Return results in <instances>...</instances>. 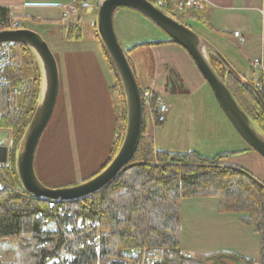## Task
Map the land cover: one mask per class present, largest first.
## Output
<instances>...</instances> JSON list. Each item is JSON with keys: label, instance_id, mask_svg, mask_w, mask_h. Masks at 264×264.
Segmentation results:
<instances>
[{"label": "trees", "instance_id": "obj_1", "mask_svg": "<svg viewBox=\"0 0 264 264\" xmlns=\"http://www.w3.org/2000/svg\"><path fill=\"white\" fill-rule=\"evenodd\" d=\"M149 1L169 15L173 14V0ZM201 7L203 3H199L198 9ZM88 10L87 5L79 6V12ZM121 10L134 11L148 19L125 7L116 10L114 19ZM9 12V7H0V30L10 24ZM79 17L72 19L65 30V37L69 40L83 38ZM198 17L204 20L202 9ZM165 36L164 40L135 42L123 48L129 58V53L140 46L174 42ZM101 46L116 77L110 91L115 109L116 137L109 162L123 139L126 103L120 80L102 42ZM16 57L15 50L13 62L5 69L4 75L13 88L21 91L18 105H11L9 88H0V130L9 132L11 143L7 164H0V240L8 238L9 241H5L10 243L8 249H17V264H54L62 250L70 264H125L123 260L134 259L132 250L138 252V258L145 252L155 264H255L259 256H247L229 249L210 252L200 258L182 253V200L211 196L219 198L220 213L235 214L241 224L257 234L259 252H264V182L249 170L228 162L233 155L254 151L249 145L212 155L198 150L175 152L157 148L147 131V101L153 108L156 123L162 124L158 122L155 93L149 100L143 98V130L132 160L107 186L78 200L52 201L26 192L17 174L16 153L38 104L41 68L38 60L20 64ZM210 60L217 62L218 68L212 63L216 72L228 83L240 106L264 135V109L257 96L211 53ZM30 65L34 74L32 79L28 74ZM243 77L264 99V74L257 76L253 72L249 78ZM40 216L49 218L53 225L44 226ZM81 222L96 223L99 229L90 233L77 231L76 225ZM96 234L100 242L98 252L89 244Z\"/></svg>", "mask_w": 264, "mask_h": 264}, {"label": "crops", "instance_id": "obj_2", "mask_svg": "<svg viewBox=\"0 0 264 264\" xmlns=\"http://www.w3.org/2000/svg\"><path fill=\"white\" fill-rule=\"evenodd\" d=\"M74 1L0 0V7L18 8L16 14L18 19L22 20L23 27L40 33L53 51L60 72L57 107L59 105L62 73L61 62L56 54L63 53L70 63L76 58H80L84 53L92 58L93 62L87 68L80 65L79 72L74 71L73 74L68 72L72 75V81L68 76L62 111L58 114L57 120V140H60L59 145L63 141L61 147H63L64 157L63 163H61L62 167H60L61 164L54 166H59L66 172L69 171L70 176L75 170L78 171L77 174L80 177H77L79 179L74 180V182L79 183L96 174L106 164L114 136L115 114L108 91V87L112 85L113 81L108 75H105L107 71L103 74V66L106 68V64L100 43L97 40L99 37L96 32L97 10L89 7L88 11H80L75 16H80L83 30L81 40L73 41L63 36L64 28L61 26L63 9ZM199 3H203V7L190 9L186 14L180 13L177 18L197 30L223 52L238 72L246 76L248 69L250 72L251 60L261 54V37L264 35V12L260 11L262 0H199ZM201 9L204 12V20L198 17V12ZM128 22L129 25L133 22L141 24V29L134 28V31L129 33ZM114 26L120 43L125 48L135 42H151L166 38L163 31L156 29L148 19L134 11H119L114 19ZM85 30L95 31V37H87ZM235 31H239L244 39L235 37L233 35ZM95 44L99 48H96ZM73 45H76L75 48L72 47ZM84 46L89 49L84 48ZM56 48L61 51H57ZM68 54L69 56H67ZM72 55L74 58H71ZM129 57L133 63L139 85L148 86L155 94H157L156 92L161 94L168 102L170 112L176 109L185 110L187 107L199 103H207L214 117L217 118V120L212 119V122L215 125L218 123L216 125L218 128L215 125H213L214 127L210 126L206 121L201 130L198 122H195V131L205 144V149L198 151L212 155L219 151H235L248 146L224 115L194 60L181 45L175 42L144 45L131 51ZM71 65H68V68ZM92 66L95 67L94 71ZM74 74L79 75L75 77ZM256 75L259 76L258 73ZM166 123L163 127L155 126L152 122L150 125L148 124V131L154 138L157 148L160 147L155 135L167 131L169 126ZM225 128L228 130V135H225L227 133ZM225 140L229 141L230 147L223 146ZM208 144L213 145L209 146ZM39 145L35 157L37 176L47 186H57L49 185L53 175L49 172L50 169L47 168V171L45 169L44 163L47 161L48 155L46 149H40ZM258 155L255 151H248L244 155H233L228 159V162L250 170L240 160L247 159L249 162H258V159H261L259 158L261 156ZM40 158L44 163L39 164ZM218 206V197L183 199L181 202V231L186 230V224L193 216L197 218L207 216L212 220L216 218L215 222L233 221L240 224L235 214L220 213ZM204 223L211 224L206 219ZM217 224L216 227H220ZM181 249L186 253L196 254L193 249L185 247L183 244ZM203 249H199V255L196 254L195 256L201 257L207 253L218 251V249ZM257 249L259 252V247L254 250ZM229 250L234 249L229 248ZM254 250L248 252L252 254L245 252L241 254L253 256Z\"/></svg>", "mask_w": 264, "mask_h": 264}, {"label": "water", "instance_id": "obj_3", "mask_svg": "<svg viewBox=\"0 0 264 264\" xmlns=\"http://www.w3.org/2000/svg\"><path fill=\"white\" fill-rule=\"evenodd\" d=\"M136 10L156 24L170 39L187 50L211 88L221 110L241 138L264 159V135L234 97L228 83L216 72L210 53L257 96L264 109V99L258 89L246 80L220 50L174 15L149 0H104L97 10V30L102 44L116 70L126 103V128L122 143L100 171L77 184L50 187L44 184L35 170V157L41 137L54 114L60 72L57 59L40 33L28 28L0 30V45L11 42L29 48L41 68V88L38 104L20 141L16 153L18 177L26 192L47 200H78L107 186L132 160L138 147L144 124V102L135 71L116 34L114 15L118 8ZM9 146L0 144V164L9 160Z\"/></svg>", "mask_w": 264, "mask_h": 264}, {"label": "rangeland", "instance_id": "obj_4", "mask_svg": "<svg viewBox=\"0 0 264 264\" xmlns=\"http://www.w3.org/2000/svg\"><path fill=\"white\" fill-rule=\"evenodd\" d=\"M261 8H262V5H261ZM261 8H260V11L262 12ZM71 17H72L71 19H74L75 14H73ZM96 18H97V13H96ZM17 20L20 24L19 28H24L22 20L20 21L18 19V17H17ZM96 21H97V19H96ZM61 23H62V21H61ZM61 26L64 28L63 29L64 30L63 36H65V30L68 26V23L67 24H61ZM127 26H128L127 29H128L129 33H132L134 31V28L135 29L136 28L141 29V24H135L134 22L130 23V25L128 22ZM152 28H153V26H152ZM193 30L195 32H197L198 34H200L197 30H195V29H193ZM96 32L98 34L97 25H96ZM96 32L95 31L92 32L91 30L90 31L85 30V35L87 37H90V36L95 37L94 33H96ZM98 38H97V40L100 43V47H101V50L103 53L101 42ZM75 46L76 45H73L72 47L75 48ZM95 47L99 48V46H97V44H95ZM84 48L89 49L86 46H84ZM90 49H92V48H90ZM15 50H16V56H17L15 58V60L18 63H20V64L28 63L29 64V63H33L34 61L36 62L37 59L34 56V53L30 49L25 50L22 48L21 45L16 44ZM57 51H61V50L57 49ZM221 53L223 54V52H221ZM56 56L59 58V61L61 62V73H62L61 74L60 97H59V101H58L59 105H58V107L56 106V109L54 111L52 119H51L48 127L46 128L45 132L43 133V136L40 140L41 143L39 145L40 149H46V153L48 155L47 158L49 160L46 158L47 161L44 163L43 160L40 158L39 164H41L43 162L44 166L46 165L45 166L46 171H47V168L51 170L49 172H51V174L53 176H52L51 181H49V185H57V186H50V187H64V186L73 185V183L77 184V182H74V180L79 179L77 177H80V175H78L77 174L78 171L75 170V172L70 176L69 171L66 172L63 169H60L59 166H54V165H59V164L63 163V157H64L63 147H61L63 145V141H62V144L59 145L60 140H57L58 114H60V111H62L63 99H64V96L66 94L65 91H66V87H67L68 76L70 77L69 79L72 81V75L71 74H73L74 71L79 72L80 65L85 66L87 68L88 65H90L93 61H92L91 56H86V54L84 53L78 59L75 57L76 59H75V61L71 62L72 63V65H71L70 61H68L65 58L63 53L59 54V55L56 54ZM67 56H69V54ZM73 56L74 55H72L71 58H74ZM103 56H104V60H105L104 62L106 64V68L103 66V74H104V72L106 73V71H107V74H105V75H108L109 78H111L113 81L112 85L108 87V91H109V95H110L111 88L116 83V77H115V74L113 73V71L111 69V65L108 62L107 58L105 57L104 53H103ZM129 60H131L130 57H129ZM130 62L132 63V61H130ZM212 63L214 65H216L217 62L215 61ZM68 65H71V67H70L71 69L68 68ZM30 66H31V70L28 74L30 76L29 79H32V74H33L32 73V65H30ZM132 67L134 69L133 63H132ZM216 67L218 68L217 65H216ZM92 69L94 71L95 67L92 66ZM90 70H91V68H90ZM69 71L71 72V74H68ZM253 72H255V74H257V73L259 74V68H253L251 66V63H250V72L248 69V74L246 76L244 74H242V75L249 78L250 76H252ZM78 75L79 74H74L75 77H77ZM140 88H141V90H150L152 93H154L151 90V88L148 86L142 85V86H140ZM156 93L159 97H161L166 102V100L164 99V97L161 94H159L158 92H156ZM110 99L112 102L111 95H110ZM166 103L169 107L168 102H166ZM112 106L114 109L113 102H112ZM155 108L158 110V115H159V109H158L157 101H156V107ZM152 109L153 108H151L149 101H147V113H148L147 131H148V124L150 125L151 122L153 124H155V126H159V127H163L165 125V123L167 122L166 124L169 126L167 131H164L163 133L159 132L158 134L155 135V139L157 141V144L161 149H165V150H169V151H175V152H185L188 150H201L202 151L205 149L204 148L205 144L203 143L202 138H200L197 135V132L195 131V125H196L195 122H198V125H200L201 130L203 129V127H202L203 123L204 122L206 123V121H208L210 126L214 127L213 125H215V123L212 122L213 121L212 119L217 120V118L214 117L212 110L208 107L207 103L206 104H200L199 103L198 105H194L192 107H187L185 110L176 109V110H172L171 112H170V107H169V110H168L167 115H166V119L162 122H160L158 120V122L162 123L161 125H158L156 123L154 116H153V113H152ZM61 114H62V112H61ZM114 114H115V109H114ZM61 123H62V121H61ZM216 125H218V123ZM216 128H218V127L216 126ZM115 130H116V120H115ZM115 130H114L113 141H112V144L110 146V151H109L107 162L110 158L111 148H112L113 142H114L115 137H116ZM226 131H227V133L225 135H228V130L226 129ZM148 133H149V131H148ZM9 135L10 134L7 130H0V144H6L9 146V149H10L11 143L9 140ZM222 135H224V133H222ZM208 145L212 146L213 144H208ZM223 146L224 147H230L229 141L225 140ZM41 151H43V150H41ZM244 154L245 153L238 154V155H244ZM41 155H42V153L40 154V156ZM258 156H260V155H258ZM242 158H245V157H242ZM259 158H261V159H258V162L257 161H255V162L250 161L249 162V160H247V159H241L240 162L242 164L244 163L247 167H249V169H250L249 171L255 177H257L259 180L264 182V159L262 157H259ZM62 166L63 165L61 164L60 167H62ZM103 167L104 166H102V168ZM102 168H100L98 171H100ZM205 219L208 220L209 222H211V224L207 225V223H204ZM215 220H216V218H214V220H212V219H210V217H207V216H200L198 218L196 216H193L190 219V221L186 224V226H187L186 230L183 229L181 231V245L183 244V245H185V247L193 249V251L196 252L197 256L199 255V252H200L199 249H202V248L214 249V250L215 249L219 250L222 248L223 249H229L230 248V249H234L231 251H235V252H239V253L245 252L247 254H252V253H248V252L249 251L252 252V250L256 249L259 246L258 236H257V234L254 233V231L250 227H247L241 223L238 224L237 222H233V221L215 222ZM217 223H219V224H217ZM216 224L220 227H216ZM9 247H10V243H8V242L6 243L5 241H0V250H8ZM253 252H254L253 257H257L258 253H259L258 249L254 250ZM191 255L193 257L200 258V257L195 256L194 254H191Z\"/></svg>", "mask_w": 264, "mask_h": 264}, {"label": "built area", "instance_id": "obj_5", "mask_svg": "<svg viewBox=\"0 0 264 264\" xmlns=\"http://www.w3.org/2000/svg\"><path fill=\"white\" fill-rule=\"evenodd\" d=\"M104 0H75L71 5L65 6L63 9L62 16V24H69L72 20L71 16L79 12V6L87 5L91 9L98 10L99 6L102 4ZM199 6V0H174L173 1V14L177 17L178 14H186L190 9H194ZM262 12H264V0H262ZM18 8H10L9 18L10 24L7 27H1V29H16L20 27V24L17 20ZM15 20V21H14ZM235 37H239L242 40L244 39L239 31H235L233 33ZM14 43L7 42L0 45V88H9V100L13 107L17 106L19 103V98L21 96V91L18 88H13L11 86V81L4 75L5 69L13 62L14 59ZM251 66L253 68H259V74H264V35L261 37V54L260 56L251 60ZM142 97L146 100L152 98V92L150 90H141ZM156 101L158 103L159 115L158 120L160 122L166 119L167 112L169 107L167 103L156 94ZM41 220H43L44 226H50L52 221L49 218H45L40 216ZM53 225V224H52ZM99 226L96 223H79L76 225V230L83 233L97 232ZM86 231V232H85ZM0 241H9L8 238L1 239ZM89 244L94 246L95 251L100 250V242L97 234L90 239ZM132 254L134 255V259L132 260H123L125 264H155L154 260L150 259L146 256L145 252L141 253L140 258H138V252L132 250ZM186 254L188 257H192L190 253L182 252ZM259 257L255 261V264H264V252L260 254ZM18 262V251L17 249H8V250H0V264H17ZM54 264H70V261L64 253V251H60L58 259Z\"/></svg>", "mask_w": 264, "mask_h": 264}, {"label": "bare ground", "instance_id": "obj_6", "mask_svg": "<svg viewBox=\"0 0 264 264\" xmlns=\"http://www.w3.org/2000/svg\"><path fill=\"white\" fill-rule=\"evenodd\" d=\"M143 91V90H142ZM61 246V245H60Z\"/></svg>", "mask_w": 264, "mask_h": 264}]
</instances>
